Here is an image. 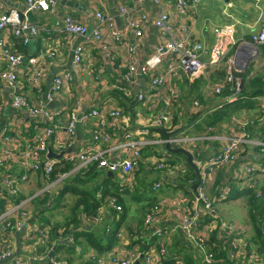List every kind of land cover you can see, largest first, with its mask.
I'll use <instances>...</instances> for the list:
<instances>
[{
	"label": "crops",
	"instance_id": "obj_1",
	"mask_svg": "<svg viewBox=\"0 0 264 264\" xmlns=\"http://www.w3.org/2000/svg\"><path fill=\"white\" fill-rule=\"evenodd\" d=\"M0 2L6 10L26 6V0ZM162 6L169 14L173 37H190L192 41L202 43L205 60L216 42L215 28L234 23L237 30L234 34L236 40H250L252 34L260 27L261 11L253 6L251 0H200L184 13L176 9L175 0H162ZM121 7L125 10L122 11ZM99 11L113 18L112 28L122 33V43H116L109 37L110 27L103 25L96 18ZM34 12L35 18L30 20L25 17L24 20L36 26L38 33L30 37L27 43L22 37H16L10 28L0 30V39L10 50L25 53L24 47H27L26 60L18 69L16 86H8L0 77V154L4 151H29L36 135L48 125L38 122L26 108L14 107V96L23 94L30 105L45 103L54 77L71 72L74 75L73 82L65 83L55 98L54 107L48 104V109L56 114V127L48 140L51 151L65 154L79 151L82 147H91L105 150V158L113 161L119 156L128 155L125 148L117 150L114 147L130 140H140L142 159L140 166L129 176L132 182L130 181L131 184L124 192L119 189L122 178L108 169L99 167L98 163L71 172L76 166L75 162L65 161V156L57 158L49 154L48 157L56 160L57 170L56 177L53 178L52 174V178L48 179L42 170L25 168L19 162H7L0 170V216L23 203L14 215L19 217L22 210L27 211L30 217L26 227L20 231L14 227L3 230L2 223L0 224V250H14L23 264H49L45 259L33 261L32 256L36 253L66 260L68 264H95L89 259L91 253L108 255L107 257L112 254L132 256L145 244L142 243L145 241L144 236H151L152 243H159L153 232L158 228L172 230L176 226L179 218L168 210L167 214L158 217V221L154 222L150 229H145V215L150 206L167 198L186 194L193 200L197 191L192 189L193 185L188 187L190 179H193L195 184L199 182L198 189L203 188L211 196H215L222 186L230 189L228 197L218 203L222 219L237 224L242 231L241 237L251 246L250 240L255 236V231L251 221L250 198L252 195L257 197L255 191L250 195L242 182L237 185L233 183L232 178H236L239 172L247 175L248 167L256 170L254 173L248 172L251 178L249 186L252 180L257 182L262 196L257 198L260 207L256 212L264 216V152L259 151L257 147L245 146L235 162L218 168L207 165L210 158L225 145L227 138L245 129L250 130L257 138H264V118L261 112L264 96H252L250 101L253 105H248V98L242 94L240 87L236 98L230 101L229 96L233 93L234 84L226 81V60L218 67L206 68L195 77L181 72L171 82L153 88L152 78L167 73L171 60L166 58L153 70V74L142 75L139 92L144 94V98L135 101L134 85L138 81V73L130 83L124 80L128 71V46L136 45L138 52L146 53L145 59L166 40V36L154 25L159 9L151 0H145L143 3H131L128 0H57L54 10ZM68 14L75 17L79 23L87 25L89 29L98 28L104 37L109 39L108 47L104 48L93 36L83 37L66 33L64 19ZM143 16L146 17L145 21ZM132 20L141 23V36H137L131 29ZM31 39H34L33 48L29 46ZM78 47L84 49L83 60L81 64L75 65L72 56ZM244 50V57L247 58L238 59L234 71L240 84L243 79L247 84L257 73L264 76L262 46ZM236 52L237 49L234 48L231 55L237 54ZM137 55L139 57V53ZM7 62L4 48L1 47L0 73L6 69ZM33 66L43 70L38 84L33 82ZM218 85L223 86L221 94L215 91ZM172 89L175 90L174 96L171 95ZM227 90L229 93L224 94ZM235 103L237 104L234 105ZM233 105L235 108L231 107ZM94 108L101 111L120 109L123 113V118H113L106 126L105 133L110 135L109 142L95 144L93 130L97 125L96 119L82 118ZM72 111L79 113L81 120L77 124L75 134L69 137L66 126ZM226 111L228 115L219 120L221 113ZM162 113L171 117L170 127L157 128L152 124L153 117ZM144 130L149 132L145 133ZM175 131L178 132L169 137L185 138L186 141L172 146L164 145L162 140L168 138L166 133ZM181 149L192 153L201 179ZM48 157L41 158V163ZM165 157L170 159L168 166L158 169L157 162ZM173 158L176 160L175 164L172 163ZM67 165H70L69 168L62 170ZM62 173L67 176L60 179ZM5 178L15 181L17 195H12L6 189ZM141 182H147L148 185L140 187ZM157 182L163 185L154 190ZM66 186L70 188L62 194V189ZM78 187L95 191L99 206L94 211L86 204L80 205L76 209L79 211V220L67 227L64 224L72 220V213L77 207L79 197L74 188ZM135 187L136 192L139 188H144L143 200L147 204L142 214L131 217L129 207L125 206L126 202L121 204L119 199L120 196L124 199L129 193H133ZM101 192L102 197L99 196ZM111 197L117 198L118 204L123 207L122 211L117 212L112 208L109 201ZM136 199L141 200V197L137 196ZM228 201H231L230 204L236 201L241 209H247L242 214L241 221L230 219L229 212L221 209V205ZM101 211H104L101 221L86 220L88 216H96ZM11 220L14 222V218ZM58 225L54 231V227ZM66 227L70 230L68 233L65 232ZM212 227L215 228L214 225ZM41 231L49 232L47 241L41 239ZM180 231L172 230L169 235L168 249L170 258H174L170 264H182L183 260L191 264L192 257L188 251L192 246L189 248L182 242ZM76 232L82 235L77 236ZM118 233L123 236H118ZM68 236H73L74 242L65 239ZM60 242L64 243L65 247H59V252L53 255L52 251L56 250ZM177 260L181 262L178 263ZM11 262L12 260H6L1 264ZM135 264L142 262L136 261ZM216 264L228 263L219 260Z\"/></svg>",
	"mask_w": 264,
	"mask_h": 264
},
{
	"label": "built area",
	"instance_id": "obj_2",
	"mask_svg": "<svg viewBox=\"0 0 264 264\" xmlns=\"http://www.w3.org/2000/svg\"><path fill=\"white\" fill-rule=\"evenodd\" d=\"M131 3H143L145 0H128ZM159 12L154 20V25L166 36L164 43L158 45L156 50L144 59L142 67V75L153 74V70L157 68L166 58L171 60L167 73L165 75L154 76L151 85L153 88L164 86L166 83L171 82L178 77L181 72H184L192 77L200 75L208 67H218L221 62H227V76L226 81L234 84L233 93L229 96V100L233 101L240 91L241 84L236 80L234 71L238 59H244L246 48L258 49L264 45V0H253L255 6L261 11L260 27L259 30L252 34L250 40L238 39L234 37L236 25L234 23L225 24L222 27L215 28L216 42L211 48L208 59H204L203 44L197 41H192L190 37L174 38L172 35L173 26L169 21V14L162 6V0H151ZM200 0H175V7L180 13L186 12L187 8L196 5ZM57 0H26L25 10L19 8L4 9L3 4L0 2V30L5 28L12 29L16 37H22L24 42L27 43L30 37L38 33L36 26L30 25L22 17V12L25 14L28 11H51ZM124 11L125 8L121 7ZM96 18L100 20L103 25L110 27L109 37L116 43L124 41L123 35L120 31L113 29V18L103 11L96 13ZM144 21L146 17L143 16ZM131 29L137 36L143 34V27L137 20L130 22ZM64 31L68 34L78 36H93L98 42L107 48L109 39H106L103 33L98 29H89L85 24L79 23L75 17L68 14L64 19ZM235 46V47H234ZM3 47L6 57L8 59L6 69L0 73L1 79L11 87H15L18 81V69L25 62L26 54L23 52H15L7 48L0 39V48ZM237 49V54L231 55V50ZM83 48L78 47L75 50L73 63L79 65L83 60ZM255 52V51H254ZM253 52V54H255ZM136 45L128 46V71L124 75V80L130 83L139 68V57ZM34 75L33 82L38 84V79L43 75V70L40 67L33 66L32 70ZM74 75L67 72L64 75H57L54 77L51 89L47 95L45 103L30 105L27 98L23 94H16L13 98V106L16 108H26L27 112L34 118L48 124L44 127L43 131L36 135V138L30 145L29 151L12 152L4 151L0 154V170L4 168L7 162H19L23 167L33 170H42L48 179L52 178V174L56 168V160L48 157L51 152L49 147V138L55 129L56 114L48 109L49 103H54L57 94L60 92L65 83H72ZM216 93L221 94L223 86L218 85L215 88ZM171 95H175V90H171ZM144 94L139 93V99H143ZM198 103L196 102V105ZM262 118H264V101L261 103ZM58 114V113H57ZM123 118V113L120 109L112 110H98L92 109L83 115V119H96L97 125L93 130V139L95 144L101 142H109L110 135L105 133L106 126L113 118ZM81 118L79 113L72 111L68 117L66 126V133L72 137L76 132L77 124ZM152 124L157 128L165 126L170 127L171 117L167 114H157L152 119ZM148 133L149 130H144ZM186 141L185 138L168 137L162 140L164 145H177ZM245 146L257 147L259 151L264 152V138L255 137L250 130L245 129L240 133L227 138V142L208 162L210 167H221L229 165L238 159L239 152ZM117 148H125L128 155L125 157L119 156L113 161L105 158V150H96L91 147H82L76 152H67L63 156L65 161L75 162L76 166L71 172L79 171L80 168H87L98 163L101 168L108 169L109 171L119 175L123 182L120 183V192H124L131 184L129 176L141 164L142 159V142L140 140H130L123 144L117 145ZM48 157L44 163H41V158ZM62 160V159H61ZM157 168L163 169L168 166L166 158H162L157 162ZM249 168V167H248ZM249 172L254 171L249 168ZM67 176L62 173L60 179ZM125 180H124V179ZM131 181V182H130ZM251 181V178H250ZM193 179L188 180V187L194 185ZM4 185L12 195H17L18 188L10 178L4 179ZM162 183L157 182L153 189L158 190L162 187ZM246 188L253 189L257 198L261 197V191L258 189L256 181L252 180L250 186ZM230 189L222 186L215 196L208 194L203 188H199L193 200L186 194L167 198L163 202L154 203L147 209L144 228L150 229L154 222L158 221V217L170 210L173 215L179 218V222L173 227V231L182 232V242L191 250L188 251L192 257L191 264H216L219 260H225L228 264H264V254L261 253L256 247L249 246V243L241 237L242 231L237 224L225 221L222 219L218 203L224 201L228 197ZM102 197V192L99 194ZM110 204L115 211L120 212L123 207L118 204L116 197L110 198ZM192 204V206H191ZM23 205L18 204L16 207L9 210V212L0 216V224L2 223L3 230L15 228L20 231L27 225V220L30 217L27 211H20L19 217L14 214ZM104 211H101L96 216H88L87 221H101ZM14 218V222L11 220ZM214 225V229H212ZM171 229L158 228L153 232V236L157 237L159 243H152L151 236H144L145 243L141 246L139 251L132 256H118L112 254L107 257L101 254L91 253L89 259L95 264H135L136 261L142 264H170L174 258H170L171 254L168 249V239L172 232ZM41 239L47 241L49 238L48 231L40 232ZM122 237V233H118ZM62 239V237H61ZM68 241L74 242L73 236H68ZM45 259L49 264H68L66 260H59L57 257L51 258L47 254H33V261H40ZM6 260L12 262L10 264H23L21 258L17 257L14 250H0V264ZM178 263L181 260H177ZM182 264H189L184 262Z\"/></svg>",
	"mask_w": 264,
	"mask_h": 264
},
{
	"label": "trees",
	"instance_id": "obj_3",
	"mask_svg": "<svg viewBox=\"0 0 264 264\" xmlns=\"http://www.w3.org/2000/svg\"><path fill=\"white\" fill-rule=\"evenodd\" d=\"M26 46V45H25ZM25 50L24 52L27 53V47H24ZM262 49H264V45L262 46ZM245 79H243V82H241V91L242 94L247 97L248 99H246V102L248 105H253V103L250 101L252 99V96H264V76L261 74H256L253 78H251V80L246 84V82L244 81ZM249 84V85H248ZM229 90H227L224 94H228ZM250 102V103H249ZM237 103H235L234 105H236ZM231 106L232 108H235V106ZM228 111L222 112L221 115L218 117V119H223L224 117H226ZM70 165H67L65 168H62V170H66L69 168ZM56 170L53 173V178L56 177ZM70 187L66 186V188L62 189V194H64L66 191H68ZM75 190V194L79 197L78 202L76 204V208L74 210V212L72 213V220L70 222H67L66 224H64L65 226H69L71 224H74L75 222H77L79 220V211H76V209L82 204H86L88 207L92 208L94 211L98 208L99 206V202H97V200L95 199V191L93 192L92 190H83L81 188H74ZM248 193H250V195L253 194L254 190L253 189H247L246 190ZM16 200V199H15ZM119 202L121 204H125L124 200L122 199V197L120 196ZM250 205H252V212H251V221H252V225H253V229L255 231V236L250 240V245L253 247H256L261 253L264 254V216L259 214L258 212H256V209L258 210V208L260 207V203L258 202V199L255 198L253 195L250 198ZM126 206V205H125ZM127 208V206H126ZM63 225V226H64ZM57 227H54V231L57 230ZM62 227V226H61ZM65 228V232L68 233L70 230L68 228ZM78 232H76L77 236H81L82 234H77ZM115 235V232H113V236ZM84 236V235H83ZM111 239V237H110ZM62 247H65V244L60 242L58 244V247L56 248L55 251H52V254L55 255L59 252V249ZM100 249H102L100 247ZM93 262V261H92Z\"/></svg>",
	"mask_w": 264,
	"mask_h": 264
},
{
	"label": "rangeland",
	"instance_id": "obj_4",
	"mask_svg": "<svg viewBox=\"0 0 264 264\" xmlns=\"http://www.w3.org/2000/svg\"><path fill=\"white\" fill-rule=\"evenodd\" d=\"M218 1L219 0H216V2H218ZM251 2L253 4V6L255 7L253 0H251ZM165 158H166L167 162H168V160H170L167 157H165ZM172 163L173 164L176 163V160L174 158H173ZM249 171H250L249 168H247L246 169L247 175L245 173L239 172L236 178H232L233 183H236L238 185L239 182H242L243 187L246 188L249 185V182H250V177H249V174H248ZM255 171L256 170H254L253 173ZM245 175H246V177H245ZM184 176H185V174H184ZM146 183L147 182H143V183L141 182L140 183V187H144V186L148 185ZM143 189L144 188H139L137 190L138 192H136L135 191L136 190V187H135L133 189L134 190L133 193H129L128 196H125L124 197V199L122 198L124 200V202H126L125 205L127 207H129V209H130V212H131L130 215H131V217L132 216H139V214H142L143 211L145 210V209L143 210V208H144V206H146L147 203H144V200H143V198L145 197L144 196L145 194L143 193ZM139 192H141L142 194H140ZM137 196L138 197H141V200H138V199L135 200V197H137ZM229 202H231V201H228L227 203H223L221 205V209L222 210L226 209L229 212V218L230 219L240 220L241 221L242 214H244L247 211V209L246 208L245 209H241L240 206H239V204L236 201H234L232 204H230ZM62 216H63V214H62ZM70 264H72V263H70ZM77 264H81V263L78 262Z\"/></svg>",
	"mask_w": 264,
	"mask_h": 264
},
{
	"label": "water",
	"instance_id": "obj_5",
	"mask_svg": "<svg viewBox=\"0 0 264 264\" xmlns=\"http://www.w3.org/2000/svg\"><path fill=\"white\" fill-rule=\"evenodd\" d=\"M19 9L22 10V11H24V10H25V6L19 8ZM22 17H23V18L27 17L28 19L32 20L33 18H35V12H34V11H28V12H26L25 14L22 12ZM33 45H34V39H31L30 42H29V46L33 48ZM145 54H146V53L143 52V51H142V52H139V68H138V71H137V73H138V81H137V82L135 83V85H134V92H135V97H136V98H135V101H137V100L139 99L140 84H141L142 79H143V76H142V67H143V64H144V57H145ZM72 57H74V54H73ZM72 60H73V58H72ZM71 64H72V63H71ZM49 105H50L51 107H54V106H55L54 103H49ZM177 132H178V131H175V132H167V133H166V136L169 137V136H171V135H175ZM181 150H182V151L185 153V155L188 157V162H189V164H191V165L195 168V170H196V172H197V175H198L199 178L201 179V176H200V173H199L198 166H197V164H195L194 161H193V155H192V153L189 152V151H186V150H184V149H181ZM67 151H70V150H67ZM63 154H64V153L56 154V153H54V152L51 151L49 156L59 158V157H62ZM198 187H199V182H197L195 185H193V186H192V189L195 190V191H197Z\"/></svg>",
	"mask_w": 264,
	"mask_h": 264
}]
</instances>
